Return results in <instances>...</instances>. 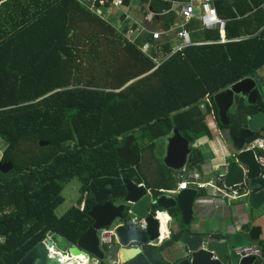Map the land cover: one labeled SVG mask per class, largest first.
I'll return each instance as SVG.
<instances>
[{
	"label": "trees",
	"instance_id": "obj_1",
	"mask_svg": "<svg viewBox=\"0 0 264 264\" xmlns=\"http://www.w3.org/2000/svg\"><path fill=\"white\" fill-rule=\"evenodd\" d=\"M130 1L122 0L123 8ZM170 1L143 0L147 11L163 14L164 29L176 17ZM214 8L227 20L229 41L218 42L217 28L190 22L193 43L155 66L139 49L153 40L151 34L128 41L124 14L116 29L83 0H0V161L13 166L0 172V264H16L49 236L61 247L75 245L91 225L87 211L100 187L107 188L111 203L125 195L123 178L155 195L174 188V171L160 152L174 128L190 144V170L204 162L194 144L211 136L208 113L237 135L244 113L254 109L240 102L222 126L213 101L210 107L203 97L264 66V0H215ZM159 51L166 56L171 49L165 42ZM258 138L255 133L251 141ZM39 140L48 144L39 146ZM72 178L80 182L77 204L56 216L61 191ZM154 209L166 211L177 229L158 246L141 245L122 264H164L162 251L185 229L178 208ZM165 216L159 213L161 221Z\"/></svg>",
	"mask_w": 264,
	"mask_h": 264
},
{
	"label": "water",
	"instance_id": "obj_2",
	"mask_svg": "<svg viewBox=\"0 0 264 264\" xmlns=\"http://www.w3.org/2000/svg\"><path fill=\"white\" fill-rule=\"evenodd\" d=\"M216 108L217 119L223 126L229 124L228 113L240 102L252 107L243 115V122L238 128L236 136L230 138V145L226 146L222 185L224 188L245 193L247 206L256 213V218L264 217L260 208L264 207V181H259L260 168L254 151L249 143L262 127H264V79L260 77L243 78L227 88L212 95ZM166 138L163 164L174 170H184L187 156L190 153L189 142L174 128ZM47 141L39 140V146H46ZM8 161H0V172L7 173L12 169ZM125 195L121 202L111 203L109 191L100 187L93 193L94 204L87 211L91 225L78 237L75 245L68 248L71 257L81 255V263L88 264L91 259L98 263L104 260V247L100 245L98 232L108 229L115 220L123 225L116 229L121 247L118 257L128 261L141 252L138 246H129L131 243L157 245L159 243V223L154 218L157 209L167 210L176 207L180 212L181 222L189 226L192 219V206L196 198V190H180L175 196L167 197L148 192L143 184H137L130 179L123 178ZM143 218L146 228L141 230L136 224L129 223V216ZM252 217V216H251ZM261 226L247 225L242 230L229 231L226 236L215 238L209 234L192 233L189 229L182 230L177 242L181 245V259L177 264H253L256 257L241 256L236 249L247 246L251 241L259 239ZM264 249V239L261 241ZM59 249H58V248ZM66 252L59 246L54 237L46 238L31 247L16 264H62L61 254ZM92 257V258H90ZM86 260V262H84Z\"/></svg>",
	"mask_w": 264,
	"mask_h": 264
},
{
	"label": "crops",
	"instance_id": "obj_3",
	"mask_svg": "<svg viewBox=\"0 0 264 264\" xmlns=\"http://www.w3.org/2000/svg\"><path fill=\"white\" fill-rule=\"evenodd\" d=\"M186 1L188 0L170 1L171 2L170 12L173 11L176 17L173 21V24L170 25L169 28L167 29L163 28L164 20H165L161 18L163 17L161 16L163 14H153L147 11L148 2H143V0H131L128 6L122 8L121 13L125 15L124 21L127 22L126 24L128 28L132 30L133 36L138 37L144 32L151 34V32L157 31L160 33L158 39H153L150 42V45L154 49H156L155 51L159 52V48L161 49V45H163L165 42L168 43L170 49H173L174 47L179 45L182 42V39L178 37V32L180 31L187 32L190 43L192 44L193 43L192 39L193 37H195L196 34L192 30V28H188V24L190 22H192L191 24L194 25L195 27L203 28L198 18V15L202 11V7L201 5L197 4L195 0H193L195 5V16L188 21H184L180 16L181 5L183 2ZM214 1H213V5H214ZM99 7H103V6L94 7L91 10L95 12L94 9ZM108 10L111 14H115L117 12L116 10L114 11L109 8ZM164 13H168V12L166 11ZM99 16L101 18H104L102 15ZM223 31H224V36L226 38L224 27H223ZM226 41L229 40L226 38ZM253 77H260L264 79V66L259 68ZM205 122L210 130L211 136L210 137L203 136L199 138L194 144V146H197L201 150L204 157V162L198 168L194 167L192 170L189 169L188 173H186L184 170H179V171L173 170L174 172L172 175L174 177L175 187L172 189H165V190H175L180 182L185 180L192 181L193 180L192 174L194 173L199 175L198 181H211L212 182L211 185H213L214 181L216 184L218 183V180H216V176L219 173H223L222 166L224 165L223 157L226 154V150H225L226 146L230 145V138L234 136L230 135L229 129L226 128L222 129L218 126L217 121L213 114L208 113L205 116ZM257 133L260 134V139H264V127H262ZM186 165H187V160H186ZM258 180L261 181L260 178H258ZM185 189L196 190V198L192 206V219L190 221V227L186 228L187 226H185V229L191 230L192 233L209 234L212 237L220 238L222 236H226L227 232L232 231L234 229L235 231L241 229L243 230L246 224L248 226L257 225V226H261V233L259 239L256 241H251L249 245L256 246L258 248H260V246L262 247L261 241L262 239H264V217L255 219L257 212H254L247 206L245 197H240L235 200L223 199L219 195L217 196L215 195L216 194L215 189L210 185L207 186L206 188H202L205 191V195L202 196L198 195L197 190L199 188L198 189L195 188V186L191 183L188 184L187 188ZM147 190H149L148 192H153V190L151 189H147ZM159 190L157 192V195L160 194ZM178 192H176L174 195H169L167 197L175 196ZM241 193L243 192L241 191ZM259 211L264 212V207H261ZM162 212L166 214L163 221H161L163 225L165 219L168 218L165 222V226H164L165 233L162 240V241H166L169 238V234H170L168 223L170 222L171 218L166 211H162ZM195 212L197 214V218L193 221ZM171 229H177V225H173ZM160 243H158L157 246ZM116 245L117 246L115 248L110 247L112 250L110 251V254L113 253L114 257L113 256L111 257V255L109 254V259L117 262V264H122L124 263V261L118 257V250L121 247V245L120 244H116ZM129 246H138L142 250L141 244L131 243ZM180 250H181V245L178 242H175L172 246L165 247L161 253L164 264H168V263L177 264L181 259ZM66 255L70 256L69 252ZM253 264H264V255L262 254V252L260 253L259 256H256V259Z\"/></svg>",
	"mask_w": 264,
	"mask_h": 264
},
{
	"label": "built area",
	"instance_id": "obj_4",
	"mask_svg": "<svg viewBox=\"0 0 264 264\" xmlns=\"http://www.w3.org/2000/svg\"><path fill=\"white\" fill-rule=\"evenodd\" d=\"M195 1L197 2V4L201 5L202 7V11L198 15V18L203 28H218V41L220 43H224L226 41V38L224 36L223 27L226 22V19L221 18L217 15L214 9V5H213L214 0H195ZM83 2L85 3V5H87V7L90 10L97 6L107 7L111 10H116V11L122 10L123 8L122 0H83ZM180 16L182 17L184 21H188L195 16V5H194L193 0H188L182 3L181 9H180ZM129 30L131 29H128L123 35L128 41L133 42L135 41L137 36L131 35V33H129ZM159 36H160L159 32L157 31L151 32V37L153 39H158ZM178 37L182 39V42L176 47H174L173 49H171L170 53L166 56L161 55L160 51L156 52L155 51L156 49H154L148 42L142 43L139 46V49L144 54L148 55L152 59V61L155 63V66H158L161 63V61L167 56L191 44L188 38L187 32L185 31L178 32ZM211 100H212V95L206 94L203 97L204 103H207L210 107H211ZM203 106L204 104H201V107ZM210 113L213 114L212 111ZM249 148L254 151L255 158L259 165V168H260L259 178L264 181V139L258 138V139L251 141L249 143ZM192 178H193L192 181L185 180V181L180 182L175 190L161 189L159 190V193L166 195V196L174 195L179 190L187 188V185L191 183L197 189L206 188L207 186L210 185L211 187L215 189L216 196L219 195L221 198L226 199V200H235L245 195V193L239 194L238 191L234 192V191L224 188L222 185L223 173H219L216 176V180H218V183L216 184L214 181L213 185H211L212 184L211 181H198L199 175L196 173L192 174ZM158 212H162V211L157 210L155 212L154 218L157 219L159 223V230H160L161 220L158 218ZM129 223L136 224L138 228L141 230H144L146 228V222L144 221V219L138 218L133 215L129 216ZM120 225H123V222L120 220H115L111 223L108 229H103L98 232L99 243L100 245L104 247V249L105 247L108 248L109 245L111 244H114V243L119 244V240L116 234V229ZM162 240L163 238H161V234H160L159 243ZM236 253L240 254L241 256L253 255L256 257L260 255L261 249L256 246L247 245V246L237 248ZM80 264H83V263H80Z\"/></svg>",
	"mask_w": 264,
	"mask_h": 264
},
{
	"label": "rangeland",
	"instance_id": "obj_5",
	"mask_svg": "<svg viewBox=\"0 0 264 264\" xmlns=\"http://www.w3.org/2000/svg\"><path fill=\"white\" fill-rule=\"evenodd\" d=\"M94 11L97 14L102 15L104 17L103 19L111 22L113 24V26H115L116 29H119L120 28L121 22L119 20V17L121 16V14H123V13H121L122 10L117 11L115 14H111L109 12L108 8H106V7H99V8L94 9ZM109 14H111V15H109ZM106 16H107V18H106ZM129 33H131V35H133L132 30H129ZM4 147H5V142L3 140H0V158H1V153H2V150H3L2 148H4ZM165 148H166V138L163 140L162 147L160 148V152L163 155L165 153ZM79 187H80V182H79V180L77 178H72L71 180H69L64 185V187H63V189L61 191V195L63 197V201L59 205H57V207L55 208V211H54L55 214H56V216H61L70 207L75 206L77 204V201H78L79 196H80ZM196 218H197V214L195 212L194 213V219H193V221ZM173 225H177V222L175 221V219L171 218L170 222L168 223V228L171 230V227ZM189 227H190V225L187 226L186 228H189ZM51 237H53V236H49L48 238H51ZM56 242L58 243L57 240H56ZM116 246H117L116 244H111V245H109V247L106 250H104L105 258H104V260H102V261H104L103 264H117V262L112 261V260L109 259L110 251H112L110 247H114L115 248ZM69 247H71V245H64V250L66 251ZM114 248H113V250H114ZM61 255H64V254H61ZM110 255H111V257L112 256L114 257V254L113 253L110 254ZM74 257H75V255H74ZM71 259L74 260V262L76 264H79V261L78 260H75V258H71ZM94 263L95 262H93L91 259L88 261V264H94Z\"/></svg>",
	"mask_w": 264,
	"mask_h": 264
},
{
	"label": "bare ground",
	"instance_id": "obj_6",
	"mask_svg": "<svg viewBox=\"0 0 264 264\" xmlns=\"http://www.w3.org/2000/svg\"><path fill=\"white\" fill-rule=\"evenodd\" d=\"M159 213H162V212H158V218L161 220V217H159ZM167 219H168V218H167ZM167 219H165V221H164V226H165V222H166ZM161 225H162V222H161ZM160 229H161V227H160ZM160 234H161V230H160ZM161 238H163V237H162V234H161ZM71 258H73V256H72V257L69 256V255H66V256H60V260H61L62 264H76V263L74 262V260H72ZM75 258H79V259L81 260L82 256H81V255H75ZM84 262H86V260H84ZM80 263H81V262L79 261V264H80Z\"/></svg>",
	"mask_w": 264,
	"mask_h": 264
},
{
	"label": "flooded vegetation",
	"instance_id": "obj_7",
	"mask_svg": "<svg viewBox=\"0 0 264 264\" xmlns=\"http://www.w3.org/2000/svg\"><path fill=\"white\" fill-rule=\"evenodd\" d=\"M95 202V201H94ZM96 204V203H95ZM75 258V257H74ZM90 258H92V257H90ZM76 260H79V261H81L79 258H75ZM100 262H104V261H99L98 263H95V264H99Z\"/></svg>",
	"mask_w": 264,
	"mask_h": 264
}]
</instances>
